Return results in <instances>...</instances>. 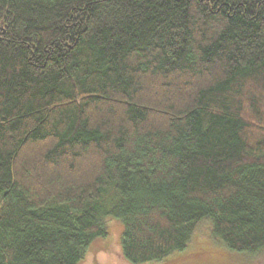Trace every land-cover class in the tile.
<instances>
[{
  "label": "trees",
  "instance_id": "1",
  "mask_svg": "<svg viewBox=\"0 0 264 264\" xmlns=\"http://www.w3.org/2000/svg\"><path fill=\"white\" fill-rule=\"evenodd\" d=\"M111 217L133 264L205 223L264 250V0H0V264H79Z\"/></svg>",
  "mask_w": 264,
  "mask_h": 264
},
{
  "label": "rangeland",
  "instance_id": "2",
  "mask_svg": "<svg viewBox=\"0 0 264 264\" xmlns=\"http://www.w3.org/2000/svg\"><path fill=\"white\" fill-rule=\"evenodd\" d=\"M106 220L107 235L93 239L79 264H133L121 254L120 237L123 230L121 221L113 217ZM199 229L190 245L186 246L187 252L183 256L175 258L174 262L158 264H264V250L225 252L211 238L207 223L202 224Z\"/></svg>",
  "mask_w": 264,
  "mask_h": 264
}]
</instances>
